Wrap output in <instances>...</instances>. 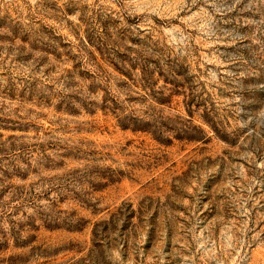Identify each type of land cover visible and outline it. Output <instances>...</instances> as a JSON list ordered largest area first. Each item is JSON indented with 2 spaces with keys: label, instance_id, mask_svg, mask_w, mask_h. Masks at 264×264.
Here are the masks:
<instances>
[{
  "label": "rangeland",
  "instance_id": "rangeland-1",
  "mask_svg": "<svg viewBox=\"0 0 264 264\" xmlns=\"http://www.w3.org/2000/svg\"><path fill=\"white\" fill-rule=\"evenodd\" d=\"M0 264H264V0H0Z\"/></svg>",
  "mask_w": 264,
  "mask_h": 264
}]
</instances>
